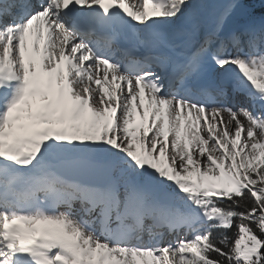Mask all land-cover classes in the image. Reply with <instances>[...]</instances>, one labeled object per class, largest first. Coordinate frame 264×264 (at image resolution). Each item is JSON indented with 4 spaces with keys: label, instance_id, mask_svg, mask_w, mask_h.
<instances>
[{
    "label": "snow or ice",
    "instance_id": "1",
    "mask_svg": "<svg viewBox=\"0 0 264 264\" xmlns=\"http://www.w3.org/2000/svg\"><path fill=\"white\" fill-rule=\"evenodd\" d=\"M0 264H264V0H0Z\"/></svg>",
    "mask_w": 264,
    "mask_h": 264
},
{
    "label": "bare ground",
    "instance_id": "2",
    "mask_svg": "<svg viewBox=\"0 0 264 264\" xmlns=\"http://www.w3.org/2000/svg\"><path fill=\"white\" fill-rule=\"evenodd\" d=\"M225 119H227V115L225 114Z\"/></svg>",
    "mask_w": 264,
    "mask_h": 264
},
{
    "label": "trees",
    "instance_id": "3",
    "mask_svg": "<svg viewBox=\"0 0 264 264\" xmlns=\"http://www.w3.org/2000/svg\"><path fill=\"white\" fill-rule=\"evenodd\" d=\"M257 8H258V10H259V6H258V4H257Z\"/></svg>",
    "mask_w": 264,
    "mask_h": 264
},
{
    "label": "rangeland",
    "instance_id": "4",
    "mask_svg": "<svg viewBox=\"0 0 264 264\" xmlns=\"http://www.w3.org/2000/svg\"><path fill=\"white\" fill-rule=\"evenodd\" d=\"M138 120V119H137Z\"/></svg>",
    "mask_w": 264,
    "mask_h": 264
}]
</instances>
